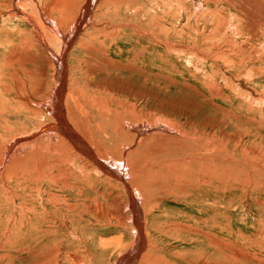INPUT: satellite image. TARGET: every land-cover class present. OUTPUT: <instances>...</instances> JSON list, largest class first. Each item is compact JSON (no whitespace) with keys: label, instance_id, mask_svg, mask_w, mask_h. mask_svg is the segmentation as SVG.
Listing matches in <instances>:
<instances>
[{"label":"rangeland","instance_id":"rangeland-1","mask_svg":"<svg viewBox=\"0 0 264 264\" xmlns=\"http://www.w3.org/2000/svg\"><path fill=\"white\" fill-rule=\"evenodd\" d=\"M87 1L83 9L81 0H0V155L14 141L34 138L23 164L27 177L9 182L0 173L8 187L0 184V198L11 190L32 205L41 193L38 203L46 200L57 220V245L40 248L34 236L30 251L12 254L0 217V264H123L134 254L132 214L105 177L124 188L122 181L96 164L105 156L125 162L127 178L142 191L146 246L129 264L142 253L138 264H264V0H99L92 10L94 0ZM26 16L51 25L45 28L43 19L36 29ZM66 89L73 93L64 102ZM58 95L63 126L55 117ZM71 108L92 123L101 156L69 122ZM128 124H139L141 133ZM58 125L88 146L95 160L76 155L94 171L50 149L58 139L70 145ZM162 126L174 129L166 133L172 139L156 135L148 142ZM145 138L149 144L140 143ZM147 148L154 153L142 155ZM164 164L168 169H160ZM209 179V186L200 184ZM17 241L26 243L21 235Z\"/></svg>","mask_w":264,"mask_h":264},{"label":"bare ground","instance_id":"bare-ground-1","mask_svg":"<svg viewBox=\"0 0 264 264\" xmlns=\"http://www.w3.org/2000/svg\"><path fill=\"white\" fill-rule=\"evenodd\" d=\"M82 2L80 3V4H82V6L80 5L79 6V8L80 7H82L83 9H84V4H86V2H88L87 0H81ZM93 1V0H92ZM96 1H98V3H99V0H94L92 3H91V9L90 10H92V5L93 4H95L96 3ZM98 3H96V4H98ZM178 3H180V2H178ZM90 4V2H88V5ZM179 7V6H178ZM17 8V7H16ZM86 8H89V7H86ZM85 8V9H86ZM20 9V8H19ZM88 10V9H87ZM90 10H88V12L90 11ZM96 11V10H95ZM22 12V11H21ZM86 12V11H85ZM17 13L19 14V15H22L20 12H18L17 11ZM84 13V12H83ZM13 14V13H12ZM89 14V13H88ZM87 14V15H88ZM24 15V14H23ZM66 15V14H65ZM86 15V16H87ZM249 16H250V14H248ZM84 16H85V13H84ZM84 16H81V17H83L84 19H85V17ZM13 17V16H12ZM44 19V22H45V28H48V27H46V26H49V25H51L50 24V21L47 19V21H46V19L45 18H43ZM43 19L41 18V20L43 21ZM26 20L28 21V23H31V25L34 27V28H36L37 29V27L36 26H39L40 24H38V22H41V20H38V19H36V20H33L32 18H29V17H27L26 16ZM259 20V19H258ZM82 21V20H81ZM53 22H55V21H53ZM77 22V21H76ZM85 22H87V21H85ZM257 23V22H256ZM259 23H260V21H259ZM78 25V24H77ZM80 25H81V23H80ZM83 25V24H82ZM39 27H41V26H39ZM46 30V29H45ZM47 30H50V29H47ZM46 30V36H48V31ZM53 30V29H52ZM75 30H77V29H75ZM54 32H55V30H54ZM38 33H39V31H38ZM51 33V32H50ZM39 35L41 36V37H43V35H41L40 33H39ZM60 36H61V38L63 39V40H66V38L65 37H63L62 35H61V33L59 34ZM58 35V36H59ZM50 36V35H49ZM59 36V37H60ZM44 38V37H43ZM48 38V37H47ZM70 39V38H69ZM74 39V38H73ZM68 40V39H67ZM34 41V40H33ZM69 42V41H68ZM64 43H65V46H64V50H65V47L67 46L66 45V43H67V41H64ZM71 43V41L69 42V44ZM72 44V43H71ZM69 47H70V45H69ZM68 48V47H67ZM67 48H66V50H67ZM48 56H51V55H48ZM50 59V58H49ZM54 60H55V58H53ZM224 61L225 62H227L228 61V58L225 56V58H224ZM59 64H60V76H58V81H59V87H60V85H61V88H59V89H61V91H60V95H63V93H64V84H65V82H64V71L63 70H66V68H65V61H64V55H63V57L61 58V59H59ZM59 74V73H58ZM57 74V75H58ZM79 91H77V94L76 95H81V94H79L78 93ZM81 92V91H80ZM66 93H67V96H66V99H65V101L64 102H66V101H68V99H69V97L71 98V95H72V93H73V91L72 90H67L66 89ZM65 95V94H64ZM85 95V94H84ZM59 96V95H58ZM61 98L62 97H57L56 99H55V101L57 102V111H55V114H56V119L57 120H59V124H61L62 126L65 124V123H67V121H66V119L63 117V111H62V108H61ZM88 100V99H87ZM78 103H80V102H78ZM86 103H88V102H86ZM75 107L76 108H78V105H75ZM104 107V106H103ZM44 108V107H43ZM54 108H56V107H54ZM81 107H79V109H80ZM86 108V107H85ZM46 111H48V109L47 108H44ZM70 109V108H69ZM81 110V109H80ZM79 110V111H80ZM84 114V113H83ZM68 115L70 116V121L69 122H71L72 124H73V127H75V129H77L83 136H85L88 140H90L89 142L92 144V146L96 149V152H97V154L99 155V156H101V151H100V149H101V145L99 144V143H97V140H96V138H95V134H94V132H93V130H92V123H90V120L88 121V117L86 118L85 116H83V115H78V112L76 113V110H75V108H71V110H68ZM87 115H88V113H87ZM81 116H83V117H81ZM145 120H147V119H145ZM145 120H143V121H145ZM135 121V120H134ZM133 121V122H134ZM65 122V123H64ZM140 122H142V121H140ZM147 122V121H146ZM144 123V122H143ZM137 125H139V124H137ZM136 124L135 125H130V124H128L127 125V127H128V130L130 131L131 129H133V127L135 126V128H134V130H137V132L139 131L140 132V130L139 129H141V127H138ZM162 125V124H161ZM60 125H58V127H59ZM62 126H60L59 128H64V132L62 133V135L65 137V139L68 141V143L70 144V145H68V146H70V147H68L67 146V148H64L63 146H62V144H61V141H59V139L58 140H55L57 143L56 144H51L50 145V149H54L55 151H57V152H67V153H69L70 154V157L73 159V161L74 162H76V164H80L82 167H81V169H84V170H86V171H88V172H90V171H92L93 170V168H92V166H90L89 164H87L86 163V165H84V163L86 162V161H84L82 158H80L79 156H83V157H90L91 159H93V160H95V157L93 156V154L90 152V150H89V148H88V146L87 145H85V143L84 142H82L81 140H79L71 131H70V129L69 130H66L65 129V127H62ZM137 126V127H136ZM146 126V125H145ZM150 126V125H149ZM158 126V125H157ZM151 127V126H150ZM59 128H55L54 130H59ZM69 128V127H68ZM112 128H114V127H112ZM46 129H47V131L48 132H50V130H52V128L50 127V126H48V127H46L45 128V131H46ZM105 129V128H104ZM143 129H144V127H143ZM164 129V130H163ZM115 130V129H114ZM123 130H124V128H123ZM174 129L173 128H165L164 126H162V129H159V130H157V131H160V133L159 132H154L153 134L154 135H150L149 136V138L151 137V140L150 141H148V142H152V139H154L155 138V136L156 135H159V136H161L162 137V140L163 139H166V140H168V139H172L171 137L169 138V137H167V135H166V133L168 134L169 132L170 133H173L174 134V131H173ZM43 131V130H42ZM98 131V130H97ZM106 131H108L107 129L106 130H100V132L99 133H101L102 134V136L103 135H105V134H107L106 133ZM125 131V130H124ZM119 132H120V130H119ZM128 132V131H127ZM145 132H147V129L146 130H144V132H143V134L145 133ZM162 132V133H161ZM56 133V132H55ZM115 133H117V129H116V131H115ZM141 133V132H140ZM159 133V134H158ZM122 135H125V134H123V133H121ZM61 135V134H60ZM130 135V134H129ZM134 135V134H133ZM136 135V134H135ZM134 135V136H135ZM141 134H139V136H140ZM149 135V134H148ZM172 135V134H171ZM12 136V135H11ZM107 136V135H106ZM106 136H104V138H106ZM131 136V135H130ZM33 137V135L31 136L30 135V137L29 138H27V139H23V140H16V141H14L13 140V138H11L13 141H14V143L12 144V145H9L8 146V151L5 153V155H4V153H3V155H0V173H1V176L3 177V179H8V181L9 182H13L12 180H10V178H12V179H14V177H15V179H16V177H17V175H19V177L22 175H24L23 177L24 178H26L27 177V172H26V170H24V168H23V164H24V166H25V163H28V162H25L26 160H28L30 157V155L28 156V154H30L29 152H28V150L31 148V147H33V144H31L32 143V141H30V140H32V139H34V138H32ZM56 137V136H55ZM54 137V138H55ZM127 137V135H125V138ZM129 137V136H128ZM174 137V136H173ZM9 138V139H10ZM57 138V137H56ZM55 138V139H56ZM131 138V137H130ZM141 138V137H140ZM11 139H10V141H11ZM15 139V138H14ZM46 139V138H45ZM63 139V138H62ZM133 139H134V137H133ZM52 139H49V138H47L45 141H51ZM107 140H108V138H107ZM140 140V139H139ZM9 141V140H8ZM12 141V142H13ZM43 141V140H42ZM5 142V141H4ZM25 142H27V143H30V144H27V145H29V146H19V144H24ZM132 142H134L133 140H132ZM147 142V138H145V139H142L141 141H140V143H145V144H147L148 143ZM160 142V141H159ZM159 142H158V144H159ZM176 142H177V140H176ZM11 143V142H10ZM65 143V142H64ZM93 143H95V146H94V144ZM149 144V143H148ZM164 144V143H163ZM175 144H177V143H175ZM18 145V146H17ZM25 145H26V143H25ZM67 145V144H66ZM65 145V146H66ZM122 145V144H121ZM162 145V144H161ZM7 146V145H6ZM128 146V145H127ZM156 146V145H155ZM46 147V146H45ZM131 147V145L129 146V147H125L124 148V150L123 151H121V155H123V154H125V150H129V148ZM158 147V146H157ZM163 147V146H162ZM181 147V148H180ZM180 147H177L178 149H183V147H184V145L183 146H180ZM208 147V146H207ZM3 148V147H2ZM160 148V147H159ZM14 149H16V150H14ZM36 149V148H35ZM41 149V148H40ZM0 150H2V149H0ZM4 150V149H3ZM14 150V152H13V155L12 156H10V152L11 151H13ZM44 150V149H43ZM5 151V150H4ZM3 151V152H4ZM36 152H38V151H36ZM35 152V153H36ZM40 152V151H39ZM76 152H78L79 154V156H77L76 155ZM194 152V151H193ZM130 153V152H129ZM137 153V152H136ZM151 153H154V152H152L149 148H147L146 150H145V152H143L142 153V155L144 154L145 156L147 155V156H149ZM164 154V153H163ZM133 155H134V152H133ZM181 155V154H180ZM189 155V154H188ZM194 155V154H193ZM32 156H35L36 157V155H33V153L31 154V157ZM105 156V155H104ZM38 157V156H37ZM187 157V156H186ZM100 158H101V160L103 161V160H110V165L112 166V168H107L104 164H103V162H101L100 161ZM99 159H97L96 161H97V167L101 170V172L103 173V174H105V175H107L109 178H117V179H120L121 181H122V185L124 186V188H122V186L120 185V184H118V183H115V182H112V180L111 179H108V178H106L105 177V180L110 184V185H114V186H118L120 189H121V191L123 192V194H124V197H125V199H126V205L129 207V209H130V212H131V214H132V221L133 222H131L132 223V225H133V223H134V225L133 226H135V228H136V232H135V229H134V233H136V236L134 237V241L136 242V243H134L133 242V248H132V251H134V254H130L131 256H129L128 255V257L126 258V262L125 263H123V262H121V263H123V264H129L128 262H129V260H131V262L133 261L132 259H135L134 258V255L137 257V255H138V253L141 251L140 249L141 248H144L145 249V246H146V240H145V234H147V233H145V234H143V229H144V225L143 224H145V220H144V212L143 211H141V209L139 208V204H141L140 202H141V199H143L142 197V191L140 190L141 189V187L140 186H138V184H137V182H136V184L132 181V180H129V177L127 178V176H129L128 175V168L126 167V163L125 162H116L117 160H112V159H110V156L109 157H100ZM121 158V157H120ZM191 158H192V156H191ZM55 159V158H54ZM154 159V158H153ZM29 160H31V159H29ZM148 160V159H147ZM33 161V160H32ZM50 161V160H49ZM54 162V161H53ZM197 162V161H196ZM49 163V162H48ZM47 163V164H48ZM30 164V163H29ZM53 164V163H52ZM59 164V163H58ZM192 164V163H191ZM7 165V166H6ZM55 165V164H54ZM206 165V164H205ZM58 166V165H57ZM163 166H165V164L163 165ZM198 166H200V165H198ZM210 166V165H209ZM28 167H30L29 165H28ZM203 167V166H202ZM26 168H27V166H26ZM45 168V167H44ZM43 168V169H44ZM49 168H50V166H49ZM2 169V170H1ZM160 169H168L166 166L165 167H161ZM203 169V168H202ZM38 170V169H37ZM36 170V171H37ZM40 170V169H39ZM52 170H53V168H52ZM151 170V169H150ZM41 171V170H40ZM43 171V170H42ZM94 171V170H93ZM114 171L117 173L118 172V174L120 175V177H117L116 175H115V173H114ZM122 171H124V173L122 172ZM151 171H153V170H151ZM26 172V173H25ZM39 172V171H38ZM165 172V171H164ZM45 173V172H44ZM43 173V174H44ZM48 173V172H47ZM65 173V172H64ZM176 173V172H175ZM207 173V172H206ZM225 173V172H224ZM38 174V173H37ZM142 174V173H141ZM60 175V174H59ZM61 175H63L62 174V172H61ZM91 175V174H90ZM147 175V174H146ZM145 175V176H146ZM65 176V175H64ZM97 176H100L101 177V175L100 174H98ZM144 175H141V177L140 176H137V178L138 177H140L139 179H143V180H146V181H144V188H145V190H146V188H147V178L145 177ZM39 177H41V175L39 174ZM45 177H46V175H45ZM68 177V176H67ZM66 176H65V180H66V178H67ZM121 177H126L127 178V180H128V182H125V181H123L122 179H121ZM222 177V176H221ZM42 178V177H41ZM47 178V177H46ZM54 178V177H53ZM59 178V177H58ZM63 178V177H62ZM224 178H226V177H224ZM6 179H5V181H6ZM39 179V178H38ZM56 179V178H55ZM60 179H61V176H60ZM90 179V178H89ZM132 179V178H131ZM221 179V178H220ZM228 179V178H227ZM33 180V179H32ZM43 180V179H42ZM54 180V179H53ZM68 180V179H67ZM134 180V179H133ZM52 181V180H51ZM56 181V180H55ZM197 181V180H196ZM3 182V183H2ZM8 182V183H9ZM22 182V181H21ZM36 182V181H35ZM53 182V181H52ZM58 182H60V181H57V183ZM198 182V181H197ZM3 184L2 185V187H5V185H4V180H2L1 178H0V184ZM7 183V182H6ZM5 183V184H6ZM60 183H65V182H60ZM141 183H143V182H141ZM72 184H74V183H72ZM195 184H197V183H195ZM201 185H204V186H209L210 184H212L211 183V179H209L207 182H201L200 183ZM62 185V184H61ZM66 186H67V184H65ZM76 185V184H75ZM146 185V186H145ZM173 185V184H172ZM179 185V184H178ZM194 185V184H193ZM70 187H72V185H69ZM98 186V185H97ZM57 187V186H56ZM70 187H68V188H70ZM117 187V188H118ZM198 187V186H197ZM5 188H8V187H5ZM124 191H123V190ZM65 191H66V189H65ZM75 191V190H74ZM4 192V191H3ZM10 192L12 193V195H7V194H5V195H3V196H1V198H0V217H2L4 220H3V224H5V230H4V232L1 234V237H2V235L4 236V235H6L7 234V237H6V241H7V243H8V246H7V248H8V250L10 251L11 250V253L12 254H14L15 252L17 253V254H19V253H26V251H30L29 250V248L27 249L26 247H27V241H29L32 245H34V246H36L35 244H34V241H33V238L32 237H36V238H38V239H40L39 240V242H38V246H39V243H40V248H45L46 246H47V244L48 243H51L52 244V246H53V244H55V242L56 241H54V230H52L53 229V224H54V222H56L57 223V220H55L54 221V216L56 215H52L51 214V211L50 210H48L47 208H49L48 206H47V204H46V200L44 201V199L40 202V203H38L39 202V200H38V196L39 195H41V193L38 195H36V193H35V196H36V199H34L35 201H34V203L31 205V204H28V200H25V199H23V198H21L20 197V195L19 194H17V192H12L11 190H10ZM9 192V193H10ZM31 192V191H30ZM38 192V191H37ZM60 192V191H59ZM70 192V191H69ZM68 192V193H69ZM76 192H77V190H76ZM144 193V192H143ZM70 194H71V192H70ZM73 194V193H72ZM79 193H77V195H78ZM74 195V194H73ZM170 195V194H169ZM71 196V195H70ZM81 196V195H80ZM51 197V196H50ZM49 197V198H50ZM57 197V196H56ZM61 197V196H60ZM73 197V196H72ZM77 197H79V196H77ZM55 200H56V198H55ZM72 200H74V197H73V199ZM77 200V199H76ZM54 201V200H53ZM78 201V200H77ZM49 202H52V201H50L49 200ZM56 202V201H55ZM79 202V201H78ZM86 202V201H85ZM40 204V205H39ZM54 204V203H53ZM59 204V203H58ZM61 204V203H60ZM79 204V203H78ZM80 204H83V205H86L85 203H81L80 202ZM80 204H79V207H80ZM60 206V205H59ZM64 206V205H63ZM68 206V208H69V205H65L64 207L66 208ZM71 206V205H70ZM73 206H78L77 205V203H75V205H72L71 207H73ZM141 206V205H140ZM142 207V206H141ZM67 208V209H68ZM82 208H84V207H82ZM38 209V210H37ZM61 209V208H60ZM71 209V208H70ZM70 209H68V212H70L71 210ZM85 209V208H84ZM57 210V209H56ZM70 210V211H69ZM75 210V209H74ZM73 210V211H74ZM78 210V209H77ZM77 210L75 211V212H77ZM64 211H65V209H64ZM74 212V214L75 215H73V216H76V213ZM62 213H63V209H62ZM82 214V213H81ZM81 214H79V212H78V215H81ZM58 215V214H57ZM68 215H70V214H68ZM77 215V216H78ZM130 215V214H129ZM146 215V214H145ZM64 216V215H63ZM72 216V217H73ZM93 216V215H92ZM72 217H69V218H72ZM80 217L82 218V215L81 216H79L78 218H79V220H80ZM58 218V217H57ZM74 218V217H73ZM77 218V217H76ZM60 219H61V217H60ZM67 219H68V217H67ZM63 220H65V219H63ZM83 220V219H82ZM19 221H21V223H20V225L19 226H17V227H10L9 228V226L11 225L12 226V222H13V224L14 223H18L19 224ZM59 221V220H58ZM61 221V220H60ZM72 221H76V219L74 218ZM69 222H70V219H69ZM78 222V221H77ZM144 222V223H143ZM63 223V222H62ZM73 222H71V224H72ZM10 224V225H9ZM66 224H68V223H66ZM70 224V225H71ZM73 225V224H72ZM131 225V224H130ZM63 226V225H62ZM64 226H65V224H64ZM64 226H63V228H64ZM67 227V226H66ZM65 227V228H66ZM60 228V227H59ZM58 229V228H57ZM69 229V228H68ZM186 229V231L188 230V228H185ZM61 231H63V230H61ZM51 232V233H50ZM58 233V232H57ZM19 235H21L22 236V238H23V240H25L26 239V243L25 244H22V241H20V247H18L19 246V242L17 241V236H19ZM62 239L64 238V237H61ZM136 238V239H135ZM3 240H4V237H3ZM36 241V240H35ZM59 241H61V240H59ZM58 241V242H59ZM62 241H64V239L62 240ZM28 242V243H29ZM60 243V242H59ZM58 243V244H59ZM5 244V243H4ZM55 245H57V244H55ZM31 247V246H30ZM6 248V247H5ZM34 248V247H33ZM57 249V248H56ZM130 249V248H129ZM26 250V251H25ZM9 251H7L6 249H5V252H7V254H6V257H7V255H10V256H12L11 254H10V252ZM55 251V250H54ZM59 252V251H58ZM57 253V252H56ZM141 253V252H140ZM30 254V253H29ZM31 254H33V252L31 253ZM41 254V253H40ZM52 254V253H51ZM143 254V253H142ZM140 255V257L138 258V262H136L135 264H138L139 262H141L140 260H141V257L143 256V255ZM35 255H39V254H37V253H35ZM71 256V255H70ZM139 256V255H138ZM9 257V256H8ZM29 257H31V255L29 256ZM53 257H54V255H53ZM55 258V257H54ZM53 258V259H54ZM124 258V257H123ZM143 258V257H142ZM57 260H59L58 258H57ZM121 260V259H120ZM119 261V260H118ZM133 263V262H132ZM56 264V263H55Z\"/></svg>","mask_w":264,"mask_h":264}]
</instances>
